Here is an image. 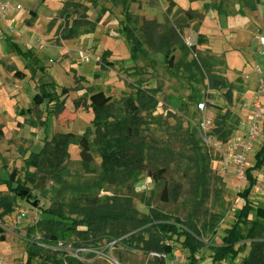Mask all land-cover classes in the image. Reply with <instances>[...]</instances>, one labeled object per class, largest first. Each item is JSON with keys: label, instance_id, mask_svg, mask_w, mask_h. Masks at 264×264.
<instances>
[{"label": "rangeland", "instance_id": "rangeland-1", "mask_svg": "<svg viewBox=\"0 0 264 264\" xmlns=\"http://www.w3.org/2000/svg\"><path fill=\"white\" fill-rule=\"evenodd\" d=\"M0 1L10 7L6 12L0 10V34L36 56L27 61L5 40L0 41V190L14 200L13 214L0 221L6 235V241H0V264H28L29 242L43 236L37 225L50 219L41 210L62 206L70 217L83 220L108 215L110 210L103 207L117 199L131 201L135 219L140 222L152 212L169 223L179 224L182 230L190 229L196 239L197 264H250L251 252L257 244L263 246L259 264H264V242L250 237L256 213L242 224L235 254L228 260L215 261L217 248L236 221L235 211L245 205L239 193L247 182L223 172L224 153L218 148L221 141L211 136L220 111L233 115L229 124L235 130L230 142L245 137L255 110H264V46L260 44L264 37V0ZM68 1L87 7L92 21L101 17L95 33L59 41L56 31L65 26V21L58 15ZM206 5H221L224 14L217 10L205 12ZM178 9L204 14L200 32L208 37V44L197 49L221 60L215 71L232 84L231 101L227 89L210 88L205 73H190L183 67L172 69L163 52L149 47L145 26H159L157 37L163 35L175 25L180 16L176 14ZM32 12L38 16L35 18ZM54 19L55 26L50 27ZM29 20L35 23L33 28L26 25ZM197 23H190L183 30L188 46L197 44V33L193 30ZM128 24L144 43L145 53L136 58L125 29ZM175 56L179 60L181 53L177 51ZM191 59L192 56L188 60ZM108 62L113 66H108ZM18 71L26 74L25 80L16 79ZM80 76L88 82L80 83L79 90L61 99L65 102L61 114L49 115L53 108L47 103L32 114L22 113L33 108V99L42 83L55 82L61 94L63 88L74 89ZM98 92L110 96L117 108L113 117L103 118L101 137L93 124V110L87 112L74 105L80 98ZM129 98L138 107L136 114L125 107ZM201 103L206 105L205 111L199 109ZM133 116L138 127L132 124L136 120ZM89 130L93 162L83 163L81 148L72 145L64 182L51 178L46 171L26 166L30 155L40 153L47 141L69 133L82 137ZM122 142L132 146L130 162L115 159ZM263 143L264 134L254 145L249 167L254 165ZM140 156L145 160L142 169L135 165ZM14 170L22 182L26 181L27 173L37 172L40 188L30 187V193L41 199L38 210L26 203V197L17 196L4 184ZM161 170L165 173L160 174ZM255 177L257 185L250 198L255 207L264 208V167ZM71 207L80 209L76 212ZM79 230L86 229L81 226ZM134 232L133 238L129 239L132 234L127 235L121 245L105 251L101 257L92 256L79 264H116V261L159 264L140 242L139 237L148 240L151 234L144 229ZM111 237L107 230L105 234H91L89 240L72 236L64 241L99 248L105 247ZM157 238L164 245L169 261L191 263V250L184 244V237L158 234ZM38 242L39 246H45ZM61 261L71 264L61 252H49L46 261L35 259L31 264H61Z\"/></svg>", "mask_w": 264, "mask_h": 264}, {"label": "trees", "instance_id": "trees-1", "mask_svg": "<svg viewBox=\"0 0 264 264\" xmlns=\"http://www.w3.org/2000/svg\"><path fill=\"white\" fill-rule=\"evenodd\" d=\"M194 2L195 0H190ZM210 10H217L220 14H224L222 6L219 5H206L204 11L208 12ZM172 10L169 9L168 13ZM176 14H180L177 17L175 25L170 27L162 35L159 34L157 37L156 25H146L145 35H147L148 45L150 48L158 49L163 52L166 59V63L172 69L183 67L187 69L190 73L195 71H200L206 74L210 88L211 89H227L226 95L229 100H232V90L233 86L226 80V78L221 77L216 73L215 68L219 66L222 62L219 58L212 56L211 54L202 53L197 49V46H204L208 44V37L200 32L201 24L204 21V14L195 12L193 10H182L178 9ZM35 18L38 16L37 12H32ZM58 18L65 21L64 27H59L56 31L59 41H71L75 40L81 35H88L95 33L97 26L102 21L101 17L97 20L92 21L88 16V8L81 3H76L75 1H68ZM56 20L50 22V27L55 26ZM198 22L194 26L193 30L197 33V44L196 46H188V44L183 39V30L190 23ZM26 25L28 27H33L34 22L29 20ZM127 36L130 42L133 44L132 53L136 58L139 54H144V43L140 37L136 34L135 29L128 24L126 27ZM7 44L11 49L20 57L27 61H32L36 58L32 51L24 50L17 42L12 38H5ZM179 51L181 53V58L176 60L175 53ZM192 56L191 60H188ZM108 66L112 67L113 64L108 62ZM16 79L23 81L26 79V74L24 72L18 71L15 73ZM88 82L84 76L77 78L76 87L74 89L63 88L61 94L57 92V84L55 82H45L39 87L38 94L33 99V108L27 110L28 113L32 114L33 110L39 108L47 103L53 109H50L49 115H59L65 110V102L61 101L62 98H68L70 93L75 90H79L80 83ZM89 103V106H88ZM125 107L128 111L132 113H137L138 107L135 105L134 101L129 98L125 100ZM76 109H84L89 112L90 109L93 110L95 116L93 124L96 127V134L98 137L103 135V127L105 116L113 117L115 111L117 110L115 102L110 96H107L104 92H98L91 95L89 98L86 96L75 101ZM230 111L226 114H222L221 111L215 121V127L211 131V136L218 139L223 143H227L233 134L235 128L229 124V119L232 118ZM136 117V116H135ZM134 118V116H133ZM136 119V118H134ZM35 124V123H34ZM136 127L138 120L132 122ZM90 130L82 137H78L73 133L63 134L58 137H54L51 141H47L45 147L38 154H32L26 160V166L28 168L36 169L37 171H46L51 178H58L61 182L63 176L65 175V164L69 159V148L72 145H77L81 148V158L83 163L90 164L93 162L92 157V143L90 139ZM263 134H264V122H263ZM120 149L118 150L117 159H124L130 162L132 146L128 143H121ZM144 159L142 156L137 157L135 160V165L138 169L144 168ZM135 167V168H136ZM264 167V143L262 148L258 151L255 156L254 165L251 166L247 171V185L243 192L239 193V198H241L245 205L242 209L235 211L236 221L233 228L228 232V235L223 238V243L217 248L215 261L222 262L228 260L235 254V248L240 242L241 237V226L245 220L249 219L253 213H256V220L252 223V228L250 231V237L255 240L264 242V208H257L251 201V195L254 188L257 185V179L255 173L261 171ZM165 170H161L159 173L163 174ZM37 172L27 173L26 181L22 182L18 178V172L14 170L10 174L8 181L4 184L8 187L11 192L17 194V196L24 191L30 193V187L39 189L40 185L37 181ZM46 174V175H47ZM43 179V178H42ZM156 179V178H155ZM42 181V180H41ZM17 184V188H13V185ZM99 202L93 204L97 205ZM95 207V206H92ZM99 207V206H98ZM102 207V206H101ZM100 207V208H101ZM104 209H109L108 215L99 214L96 218H84L83 220H76L70 217L62 206L53 205L49 209L41 210L43 214L48 215L50 219L41 220L37 228L39 232L43 234L40 242L46 245H54L60 241L70 239L72 236H78L84 240H89L91 234L100 233L105 234L107 230H110L113 237L108 241L121 238L124 236H129V239L135 236V230L144 229L148 234H151L148 240L140 238V242L144 245V249L147 252L165 254V247L161 244V240L157 238L158 234H171L178 236V239L182 237L185 238L184 244L191 250V263L197 264L195 256L198 252L194 242V233L190 229L182 230L178 225L172 224L168 221L163 220V218L158 213L148 214L141 222L135 219L134 211L131 208V201L129 200H115L113 204H107L103 207ZM80 208L71 207L70 210H76ZM14 212V200L9 195H4L0 190V221L3 222L6 216L13 214ZM73 212V211H70ZM86 217V216H84ZM139 222V223H138ZM83 226L86 230H79ZM171 239V238H169ZM126 240V239H125ZM123 240V242L125 241ZM0 241H6L5 228L0 224ZM65 242V241H64ZM74 242V241H71ZM260 242V243H261ZM75 244L79 242L75 241ZM85 244V243H83ZM263 244V243H261ZM257 244L250 256V264H259L260 258L263 257L262 251L263 246ZM60 253L50 249L43 248L39 246L38 242L33 239L29 242L28 246V264H31L35 259H41L43 261L47 260V254ZM63 254V253H61ZM64 255V254H63ZM70 259L71 264H79V260L73 257H67ZM158 260V259H157ZM159 264H164L163 261L158 260ZM45 263V262H44ZM47 263V262H46ZM62 264V261H61Z\"/></svg>", "mask_w": 264, "mask_h": 264}, {"label": "built area", "instance_id": "built-area-1", "mask_svg": "<svg viewBox=\"0 0 264 264\" xmlns=\"http://www.w3.org/2000/svg\"><path fill=\"white\" fill-rule=\"evenodd\" d=\"M9 9L10 7L7 4H3L0 1V10H2V12H6ZM5 38L6 37H4V35L0 34V41L5 40ZM260 44L264 46V37L261 38ZM198 107L201 111H205L206 105L204 103H201ZM251 122L252 124L245 137L235 138L227 143L220 142V145L218 146L222 153H224V159L221 162L223 172H228L230 173V175H234L244 182H247V171L250 168V154L254 149L255 143L263 134L264 110L257 108L253 116H251ZM127 237L128 236L112 239L107 242L105 247L99 248H92L91 246L82 243L75 244V242L67 243L62 241L54 245H40L43 248H47L53 251H59L63 253L66 257H68L69 254L71 255L69 257L76 258L79 261H88L92 256L101 257L102 255H104L105 251L112 250L116 246L121 245L123 243V240H125ZM38 241H40V239L38 240L36 238L35 242ZM152 255L154 258L163 261L164 264H186V262L183 260L169 261L166 254L152 253ZM116 264L119 263L116 261Z\"/></svg>", "mask_w": 264, "mask_h": 264}, {"label": "water", "instance_id": "water-1", "mask_svg": "<svg viewBox=\"0 0 264 264\" xmlns=\"http://www.w3.org/2000/svg\"><path fill=\"white\" fill-rule=\"evenodd\" d=\"M21 196L26 197V203L30 205L33 209L38 210L41 207V199L39 196L29 192L24 191L21 193Z\"/></svg>", "mask_w": 264, "mask_h": 264}, {"label": "crops", "instance_id": "crops-1", "mask_svg": "<svg viewBox=\"0 0 264 264\" xmlns=\"http://www.w3.org/2000/svg\"><path fill=\"white\" fill-rule=\"evenodd\" d=\"M34 26H35V23H34ZM34 26H33V27H34ZM33 27H29V28H33ZM5 42H6V41H5Z\"/></svg>", "mask_w": 264, "mask_h": 264}]
</instances>
